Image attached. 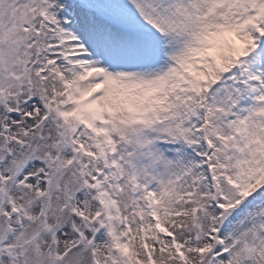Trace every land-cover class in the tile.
I'll list each match as a JSON object with an SVG mask.
<instances>
[{
	"label": "snow or ice",
	"instance_id": "6c2138e0",
	"mask_svg": "<svg viewBox=\"0 0 264 264\" xmlns=\"http://www.w3.org/2000/svg\"><path fill=\"white\" fill-rule=\"evenodd\" d=\"M0 264H264V0H0Z\"/></svg>",
	"mask_w": 264,
	"mask_h": 264
}]
</instances>
